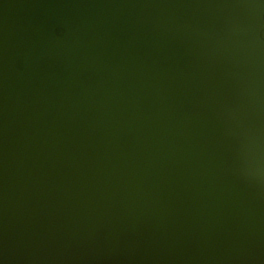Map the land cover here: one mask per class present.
<instances>
[{"label":"water","instance_id":"obj_1","mask_svg":"<svg viewBox=\"0 0 264 264\" xmlns=\"http://www.w3.org/2000/svg\"><path fill=\"white\" fill-rule=\"evenodd\" d=\"M0 264H264V0H0Z\"/></svg>","mask_w":264,"mask_h":264}]
</instances>
